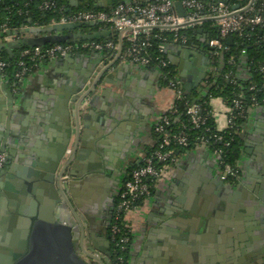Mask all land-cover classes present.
Wrapping results in <instances>:
<instances>
[{
  "label": "crops",
  "instance_id": "crops-1",
  "mask_svg": "<svg viewBox=\"0 0 264 264\" xmlns=\"http://www.w3.org/2000/svg\"><path fill=\"white\" fill-rule=\"evenodd\" d=\"M97 1L106 8L115 0ZM197 37V43L188 45L197 53L173 42L165 49L184 88L189 82L186 64L200 70L191 89L203 93L213 67V38L205 25ZM94 52L82 49L43 62L18 85L9 84L15 94V160L7 174L17 179L6 177L1 191L6 187L8 200H16V214L21 215L28 205L23 175L15 172L21 171L20 162H30L34 172L42 173L45 169L38 164L57 156L55 185H42L38 194L61 199L59 216L80 225L83 248L94 264H113L105 253L111 245L107 228L124 178L155 146L154 127L174 107L177 95L163 83L160 69L119 59L110 50L98 57ZM90 68L99 69V75L86 82L89 89L71 107L70 98L64 100L67 87ZM239 72L248 71L242 66ZM0 79V84L6 80ZM211 105L217 127L224 129L229 106L220 97H213ZM6 116L0 86V123ZM241 135L240 175L234 184L221 179L219 158L207 145L177 155L154 182L152 193L126 214L132 232L127 264H264V105L250 110ZM64 182H69L66 189ZM21 224L16 218L7 239L0 237V255L14 257L16 247L22 250Z\"/></svg>",
  "mask_w": 264,
  "mask_h": 264
},
{
  "label": "built area",
  "instance_id": "built-area-1",
  "mask_svg": "<svg viewBox=\"0 0 264 264\" xmlns=\"http://www.w3.org/2000/svg\"><path fill=\"white\" fill-rule=\"evenodd\" d=\"M185 9V14L178 13L175 6V0H127L120 1L117 4L107 9H88L77 10L72 13H61L58 20H51L49 24L56 22H74L86 23L94 22L100 23L99 29L111 28L116 31L118 40H82L77 44L67 42L66 44L54 43L50 46H32L23 48L19 55L18 61L19 69L15 76L19 81L23 80L27 75L31 74L41 63L65 57L69 53H75L77 50H94V51H113L115 56L119 59L130 61L143 67L158 66L159 69L165 67L170 62L166 56V44L169 42L178 43L180 45H189L188 35L183 31L186 28H199L204 25L206 21H211L213 25L219 28V35L221 38L230 37L234 33H242L246 26H260L264 29V0H250L244 6L239 3L238 7L235 4H229L226 0H181ZM42 9H50L57 7L56 0H42L39 4ZM65 6H61L64 9ZM67 9V8H66ZM37 25H24L25 27H32ZM155 28L162 30H169L172 32L171 37L164 36V42L160 44V51L165 53L157 57V62L152 65V56L148 52V47L151 45L152 31ZM10 28L3 24L2 31L5 32L3 40L9 37L20 38L16 34L8 35L6 33ZM0 32V33H1ZM27 33V32H26ZM124 40L128 42L124 48ZM213 56L219 53L222 49L223 43L219 37L213 38L210 41ZM216 48V49H215ZM244 50L243 52H245ZM25 58H29L32 63L29 64ZM8 62L0 55V77L3 78ZM215 66L212 67V70ZM258 69L263 74L264 78V64H261ZM162 73V72H161ZM228 76V75H227ZM89 88V84L87 83ZM172 88L177 97L183 94L182 83L178 76L176 79L169 80L167 84ZM264 88V81L261 85ZM82 89V94L88 90ZM257 85L254 83L250 89H256ZM85 98H88L85 97ZM234 107L240 110V114L244 116V109L242 100L236 98L234 100ZM230 109V108H229ZM174 107L169 110L173 112ZM190 120L194 125H200L205 122V117L201 115L200 105L197 103L190 104L186 109ZM170 116L167 112L156 123L154 130L159 135L156 141V146L151 153H147L138 166L132 169L130 177L123 183L119 197L116 200L114 213L115 217L111 226L112 238L121 230L118 219L123 214L126 220V214L137 208L147 196L150 195L153 186V180H157L163 176L165 171L169 169L177 160V155L174 152V145L179 144L187 146L189 144L188 136L184 130L179 132H169L167 125L170 123ZM233 124V118L228 116L227 126ZM226 126V127H227ZM209 127H206L208 129ZM219 139L221 136H217ZM203 144L207 145L205 139ZM227 144V143H226ZM217 156H220L221 149L214 150ZM7 154L0 152V169L7 162ZM221 171V179L226 181L227 175L232 174L239 176V170L232 164L226 163L224 169ZM68 175L63 174V178ZM117 218V219H116ZM111 219V221H112ZM111 224V223H110ZM126 232L119 236L118 244L121 248H125L130 241V226L125 223ZM113 264H127L123 255H118L113 260Z\"/></svg>",
  "mask_w": 264,
  "mask_h": 264
},
{
  "label": "trees",
  "instance_id": "trees-1",
  "mask_svg": "<svg viewBox=\"0 0 264 264\" xmlns=\"http://www.w3.org/2000/svg\"><path fill=\"white\" fill-rule=\"evenodd\" d=\"M42 0H0V32L2 31L3 24H6L10 30L16 34V36H24L26 32H22L21 28L24 25H37L45 26L51 22V20H58L61 13H72L77 10L88 9H107L117 4L122 0H115L110 7H102L95 4L94 0H81L78 5L70 6L67 8V0H56L57 7L50 9H42L39 4ZM250 0H229V4L239 3L241 6L248 4ZM61 6H65L64 9ZM67 8V9H66ZM204 25L207 27L211 38L219 37L223 43V48L219 50V53L213 56V66L215 69L209 74L208 82L205 85L206 93L203 94L200 90L186 89L182 87L183 94L181 97H177L175 100L173 112H167L170 116V123L167 125L169 132H179L184 130L188 136L189 144L182 146L179 144L174 145V152L178 155L182 151L195 148L203 144V139L207 142V146L210 150L214 151L221 149L219 158L220 170L224 169L226 163L232 164L240 172L238 161L242 153L243 136L241 135V129L244 122L247 120L250 110L256 106L264 105V88H261L264 81L263 74L258 67L264 64V29L260 26H246L244 31L240 33H234L229 37L221 38L219 35V28L212 24L211 21H206ZM100 23L91 25L89 22L82 23L77 28L71 29L75 31L81 29L83 32H87L93 29H99ZM69 31V30H65ZM188 35L187 44L192 45L197 43L198 28L191 27L183 30ZM5 33V32H4ZM172 32L169 30H162L155 28L152 31L151 45L147 48L148 52L152 56L151 63L154 65L157 62V57L164 55L165 53L160 51V44L164 42L163 37H171ZM3 40V36H0V41ZM91 40V39H86ZM92 40H118L117 34H113L108 37L92 38ZM66 44L67 42H59ZM72 44H77L71 41ZM54 43H46L43 47L50 46ZM124 48H126L128 42L124 40ZM32 47L31 45H25L22 48L15 50L14 56H9L5 49H0V55L8 62V66L5 69L4 76L9 84L18 85L20 81L16 78L15 73L19 69L18 61L20 59V51L23 48ZM216 49V48H215ZM246 50L245 52H243ZM25 60L31 64L32 61L29 58ZM247 69V74L241 75L239 69L241 67ZM162 81L164 84H168L169 80L176 79L177 69L169 62L167 66L161 68ZM228 75V76H227ZM256 84V89H250L252 84ZM213 97H220L229 106L228 116L233 118V124L227 126L224 129H219L216 125L215 117L213 114V107L211 105V99ZM238 98L242 100L244 116L240 114V110L234 107V100ZM197 103L200 105L201 115L205 117V122L200 125H194L189 114H187V107ZM206 127H209L206 129ZM221 136L219 139L217 136ZM156 139L159 135L155 132ZM227 143V144H226ZM156 146V144H155ZM153 146L149 149L148 153H151L155 148ZM136 164L133 168L138 166ZM132 168V169H133ZM132 169L126 174L124 182L130 177ZM226 180L232 184L237 183L239 176L229 174ZM156 180L151 181L154 184ZM153 191V186L151 192ZM119 197V196H118ZM118 199V198H117ZM114 213V212H113ZM115 215V214H114ZM111 224L107 228V232L110 238V259L113 262L116 256L123 255L126 261H128L129 249L132 241V233H130V241L126 244L125 248H121L118 244L119 236L125 233L127 230L124 227L126 220L123 218V214L118 219L121 230L112 238ZM117 219V218H116Z\"/></svg>",
  "mask_w": 264,
  "mask_h": 264
},
{
  "label": "water",
  "instance_id": "water-1",
  "mask_svg": "<svg viewBox=\"0 0 264 264\" xmlns=\"http://www.w3.org/2000/svg\"><path fill=\"white\" fill-rule=\"evenodd\" d=\"M110 2H112V0H110ZM68 3L69 8H71L70 6L76 5L78 0H68ZM95 4L107 6L101 4L97 0H95ZM175 6L181 15L185 14V9L181 0H175ZM238 6L239 4L236 3L235 7ZM89 23L95 25L94 22ZM81 24L82 23L74 22H56L45 26L25 27L23 29L24 32H27L25 36L0 41V49H5L9 56H14L15 50L25 45L42 46L46 43H58L62 41H74L78 43L86 39L108 37L116 34V31L111 28L93 29L87 32H83L81 29L70 31ZM65 30L69 31L65 32ZM200 31H204V28H200ZM6 33L8 35L13 34L11 30H7ZM3 35L4 33L1 32L0 36ZM231 39V37L228 38L229 41H231ZM181 46H183L185 51L197 53L188 45ZM103 53L104 51H95L93 56L98 57ZM77 54H80L79 50L75 51V53H69L65 57L68 58ZM186 67L189 69V74H186L189 82L185 83V88L189 90L196 85L201 72L197 70V68L191 67L190 64H186ZM91 68L84 72L83 77H79L77 81L72 82L71 85L67 87L64 100L69 97L71 100V107L76 100L81 98L82 89L88 88V85H85L86 82H88V80L94 82V79H97L96 77L99 75V69ZM150 68L154 70L159 69L158 66ZM179 69L181 78H184V71L180 65ZM191 76H193L194 79H192ZM96 82L95 80V83ZM0 86L6 96L7 104L6 119L2 118L4 123H0V152L6 153L7 156H13L15 160V147L11 145L14 140L11 122L14 115L15 94L13 89L9 86L8 80L3 81ZM205 93L206 90L203 91V94ZM20 163L19 168L21 171L15 172L16 175H23V179H20L25 182L22 187L24 188L25 185L27 186V190L23 189V192L26 194L25 202L28 205V209L24 212L22 211L21 215H17L16 213L19 210L16 207V200H8L7 196L10 197V193L6 191V187H4V191H1V188L5 184L6 177H14L17 179V176L7 174L12 170L11 162L8 161L0 170V237L7 239V235L11 234L8 231L12 229L13 221L19 218L22 223L20 230V232H22V243L20 244L22 250L16 247L14 257L11 255H0V264H94L92 258L89 254L87 255L85 253L86 250L83 248V241L80 236V225L75 220L63 219L59 216L58 211L60 207L64 206L61 199L57 197L46 199L41 192L40 194L42 196L38 194L37 188L42 185H55V168L59 165L57 156L50 162L38 164L45 169L42 173L34 172L29 166L30 162L21 161ZM68 185L69 182H64L63 187L66 189ZM239 186L240 185L237 184V187ZM87 247L89 249L92 248L88 242ZM105 253L108 256L111 255L110 250Z\"/></svg>",
  "mask_w": 264,
  "mask_h": 264
},
{
  "label": "flooded vegetation",
  "instance_id": "flooded-vegetation-1",
  "mask_svg": "<svg viewBox=\"0 0 264 264\" xmlns=\"http://www.w3.org/2000/svg\"><path fill=\"white\" fill-rule=\"evenodd\" d=\"M24 36H25V35H24ZM21 37H23V36H21ZM7 157H8L7 162H8V161L11 162L12 159H13V156H12V157H11V156H7ZM7 162H6V164H7ZM6 164H5V165H6ZM5 165H4V166H5ZM0 170H1V169H0Z\"/></svg>",
  "mask_w": 264,
  "mask_h": 264
},
{
  "label": "rangeland",
  "instance_id": "rangeland-1",
  "mask_svg": "<svg viewBox=\"0 0 264 264\" xmlns=\"http://www.w3.org/2000/svg\"><path fill=\"white\" fill-rule=\"evenodd\" d=\"M9 39V38H8Z\"/></svg>",
  "mask_w": 264,
  "mask_h": 264
}]
</instances>
